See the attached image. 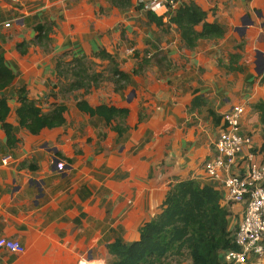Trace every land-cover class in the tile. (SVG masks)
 I'll use <instances>...</instances> for the list:
<instances>
[{
  "label": "crops",
  "instance_id": "crops-1",
  "mask_svg": "<svg viewBox=\"0 0 264 264\" xmlns=\"http://www.w3.org/2000/svg\"><path fill=\"white\" fill-rule=\"evenodd\" d=\"M174 1L175 8L198 6L224 36L189 50L166 16L162 26L149 22L136 0H0V53L16 74L0 92L11 96L6 122L16 139L8 145L0 125V238L24 247L20 255L0 249V264H111L107 246L138 241L170 187L186 180L218 191L228 228L236 230L243 207L226 201L204 164L234 106L243 107L240 132L251 137L237 161L251 153L264 163L255 108H264V0ZM100 52L128 75L122 89L104 80L88 92L62 93L71 80L60 79L58 66L72 61L110 77ZM20 88L45 113L65 106V123L37 135L20 128ZM79 101L128 110L126 131L119 135L114 124L81 112Z\"/></svg>",
  "mask_w": 264,
  "mask_h": 264
},
{
  "label": "trees",
  "instance_id": "trees-1",
  "mask_svg": "<svg viewBox=\"0 0 264 264\" xmlns=\"http://www.w3.org/2000/svg\"><path fill=\"white\" fill-rule=\"evenodd\" d=\"M148 20L162 26V18L146 13ZM168 24L173 25L184 46L193 50L198 41H216L224 36L222 26L206 22V13L193 3L179 5L167 14ZM39 38L44 28L37 27ZM44 38L45 35H44ZM101 59H108L110 77L89 74L88 61L75 60L58 66V76L69 81L60 87L61 92L83 89L88 92L97 88L101 81H110L115 90L122 89L121 82L129 77L117 68L112 57L99 53ZM60 68V69H59ZM137 70L132 71L136 75ZM16 74L4 61L0 53V92L8 88ZM19 107L16 117L20 128L32 135L44 129H53L65 123L66 107L55 105L45 113L32 100L28 99L24 88L15 94ZM11 96L0 97V125L4 131L7 144L12 145L16 139L13 129L6 122L10 109L8 100ZM76 107L90 117H98L112 130L122 135L126 129L123 122L128 115L126 109H116L107 105L92 108L86 102H77ZM264 125V108L255 107ZM221 195L211 186H205L195 180H186L170 187L162 203L160 213L154 216L139 229V239L131 244L115 241L107 246L108 253L113 257L111 264H180L183 260L190 264H222L223 254L237 249L234 242L235 229L228 228V210L220 204Z\"/></svg>",
  "mask_w": 264,
  "mask_h": 264
},
{
  "label": "built area",
  "instance_id": "built-area-1",
  "mask_svg": "<svg viewBox=\"0 0 264 264\" xmlns=\"http://www.w3.org/2000/svg\"><path fill=\"white\" fill-rule=\"evenodd\" d=\"M136 1L144 12L161 18L167 17L176 5L174 0ZM243 114V107L234 106L222 116L224 126L214 143L215 156L204 164V171L210 179L221 183L227 202L243 207L234 234L237 249L226 251L223 263L264 264V163H256L251 153H247L245 163L243 158L241 163L237 161L251 145V137L240 132ZM9 159L4 157L2 164L6 165ZM56 169L62 172L65 164L57 162ZM0 249L19 255L24 252L19 242L6 238H0Z\"/></svg>",
  "mask_w": 264,
  "mask_h": 264
},
{
  "label": "water",
  "instance_id": "water-1",
  "mask_svg": "<svg viewBox=\"0 0 264 264\" xmlns=\"http://www.w3.org/2000/svg\"><path fill=\"white\" fill-rule=\"evenodd\" d=\"M249 25H252V23L250 22ZM263 25H264V23H263Z\"/></svg>",
  "mask_w": 264,
  "mask_h": 264
}]
</instances>
